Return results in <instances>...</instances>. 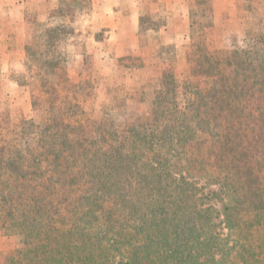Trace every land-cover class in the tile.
Here are the masks:
<instances>
[{"label": "trees", "instance_id": "obj_1", "mask_svg": "<svg viewBox=\"0 0 264 264\" xmlns=\"http://www.w3.org/2000/svg\"><path fill=\"white\" fill-rule=\"evenodd\" d=\"M188 59L116 139L58 74L34 75L51 84L32 95L39 118L0 130V226L21 244L5 264H264V20L243 47L194 41ZM188 178L218 188L219 223Z\"/></svg>", "mask_w": 264, "mask_h": 264}, {"label": "rangeland", "instance_id": "obj_2", "mask_svg": "<svg viewBox=\"0 0 264 264\" xmlns=\"http://www.w3.org/2000/svg\"><path fill=\"white\" fill-rule=\"evenodd\" d=\"M179 1L166 0L167 8L153 4L140 12L142 49L131 52L113 44L114 28H104L102 24L108 18L96 12L105 2L122 7L120 0H24L25 4L19 6L18 0H0V25H4L0 27V130L10 123L17 126L22 120L39 118L33 112L32 95L51 84L40 89L34 75L53 73L64 84L52 87H64L63 92L71 88L85 109V117H90L95 127L106 123L112 126L110 132H115L124 122L148 123L163 74L171 72L180 81L189 76L188 53L194 41L201 44L206 39L224 49L243 47L256 19L264 20V0H183L189 27L178 47L161 38V33L164 27L179 22L169 15L173 3ZM168 2L172 4L169 8ZM251 7L256 8L257 18L246 10ZM121 23L116 20L112 26L118 24L124 31ZM32 37V49H28ZM154 37L160 41L154 42ZM148 43L154 44V50L148 48ZM40 60L60 62L59 68H48V72ZM187 181L199 208L219 223L222 217L215 211H222L225 201L211 193L218 192V188L207 185L205 180ZM181 198L190 201L188 194L182 193ZM20 247L18 237L0 226V264L15 258Z\"/></svg>", "mask_w": 264, "mask_h": 264}, {"label": "crops", "instance_id": "obj_3", "mask_svg": "<svg viewBox=\"0 0 264 264\" xmlns=\"http://www.w3.org/2000/svg\"><path fill=\"white\" fill-rule=\"evenodd\" d=\"M129 1V3H128ZM18 0V6L25 4L24 0L22 1ZM122 2V7L119 6V8H115L114 5H109V2L102 3V7L96 8V12L99 13L102 17L105 16L108 18V21L105 24H102V26L106 29H112V36L111 39L113 44L120 48V50H126V51H134L139 52L140 49H142V34L140 33V12L143 9H149L153 4H158L161 6H165L167 8L166 0H120ZM105 5V6H104ZM172 4L168 2V8ZM129 13L130 15H123ZM170 19L178 20V23H174L173 25H168L164 27V30L162 31L163 37L161 38H167L168 41H172V43H175L178 45L182 44L185 36H187L186 29L188 26V15L186 14L184 10V2L183 0L179 1L178 4L176 2L173 3V6L171 7L170 12ZM102 19V18H101ZM100 19V20H101ZM116 20L121 21V28L122 24L124 26V31H120V27H118V24L113 27L112 23H114ZM126 21V22H124ZM182 21V24H181ZM4 25H0V27ZM116 30V31H115ZM182 37V38H181ZM9 38V35H8ZM128 38V39H127ZM7 39V36H6ZM156 37L153 38V41H160V38ZM151 42V41H150ZM165 41L162 40V44H164ZM154 44L148 43V48L154 50ZM151 61V59H150Z\"/></svg>", "mask_w": 264, "mask_h": 264}]
</instances>
